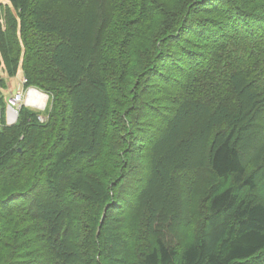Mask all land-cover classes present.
<instances>
[{"label": "trees", "instance_id": "trees-1", "mask_svg": "<svg viewBox=\"0 0 264 264\" xmlns=\"http://www.w3.org/2000/svg\"><path fill=\"white\" fill-rule=\"evenodd\" d=\"M19 74L0 264H264V0L0 1Z\"/></svg>", "mask_w": 264, "mask_h": 264}, {"label": "built area", "instance_id": "built-area-1", "mask_svg": "<svg viewBox=\"0 0 264 264\" xmlns=\"http://www.w3.org/2000/svg\"><path fill=\"white\" fill-rule=\"evenodd\" d=\"M26 82L27 81L24 79V84ZM36 92H40V91H38L35 88H30L28 90V94L23 93V92H19L18 95H15V96L13 95V97L9 100V103L7 105L8 106L7 110H4V107L0 102V128L3 126V124L4 125L6 124L7 126L15 125L19 120V114H20V111H21L23 105H26L27 107L31 106L32 108H34V107L36 108L35 104H31L29 102V99H32ZM26 96H27V98H26ZM44 96L46 98L48 97L46 95H44ZM38 99L39 98H37L36 100H38ZM45 107L40 109V110H44ZM40 121L45 122L46 118L43 119V117L41 116Z\"/></svg>", "mask_w": 264, "mask_h": 264}, {"label": "rangeland", "instance_id": "rangeland-1", "mask_svg": "<svg viewBox=\"0 0 264 264\" xmlns=\"http://www.w3.org/2000/svg\"><path fill=\"white\" fill-rule=\"evenodd\" d=\"M0 1H2V2H5V0H0ZM22 74H19L17 77H15V78H13V79H10V78H8L7 79V83H8V86H9V90H7L6 92H5V100H6V105H8V103H9V100L13 97V95L15 96V95H18L19 94V92H23V93H26V94H28V90L29 89H27V88H25V86H24V80H23V76H21ZM42 92V91H41ZM26 98H27V96H26ZM49 98L47 97L46 98V104H45V109L44 110H40V109H42L43 107H39V105H41L42 106V103L40 102V101H37L36 103H35V106H36V108L34 107V108H32L31 106H29V108H31V109H34V110H37V111H42V112H45V110L47 109V107H48V105H49ZM41 103V104H40ZM5 107V110H7V107L8 106H4ZM44 118H46L45 116H43V119Z\"/></svg>", "mask_w": 264, "mask_h": 264}, {"label": "bare ground", "instance_id": "bare-ground-1", "mask_svg": "<svg viewBox=\"0 0 264 264\" xmlns=\"http://www.w3.org/2000/svg\"><path fill=\"white\" fill-rule=\"evenodd\" d=\"M37 98H39V99L36 100ZM37 101H40V102L42 103V106L39 105V107H43V108H44V106H45V104H46V97H45L42 93H40V92H36V93L34 94V97H33L32 99H29V102H30L31 104H35ZM41 103H40V104H41Z\"/></svg>", "mask_w": 264, "mask_h": 264}, {"label": "clouds", "instance_id": "clouds-1", "mask_svg": "<svg viewBox=\"0 0 264 264\" xmlns=\"http://www.w3.org/2000/svg\"><path fill=\"white\" fill-rule=\"evenodd\" d=\"M23 80H24V78H23ZM25 85V84H24ZM30 89V88H29ZM36 89V88H35ZM38 90V89H37ZM38 91H40V90H38ZM41 92V91H40ZM42 94H44L43 92H41ZM49 97V96H48ZM24 106V105H23ZM26 106V105H25Z\"/></svg>", "mask_w": 264, "mask_h": 264}]
</instances>
